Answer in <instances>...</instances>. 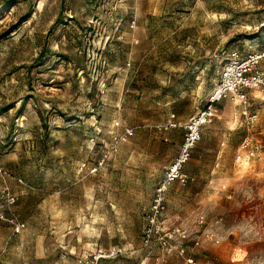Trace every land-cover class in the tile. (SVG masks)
Masks as SVG:
<instances>
[{
	"label": "rangeland",
	"instance_id": "374dc122",
	"mask_svg": "<svg viewBox=\"0 0 264 264\" xmlns=\"http://www.w3.org/2000/svg\"><path fill=\"white\" fill-rule=\"evenodd\" d=\"M263 42L264 0H0V187L16 195L8 216L26 224L16 233L0 220V264H150L143 212L184 124L229 50ZM239 110L217 105L186 164L194 179L168 194L201 263L255 246L264 106L253 125ZM173 113L180 125L166 129Z\"/></svg>",
	"mask_w": 264,
	"mask_h": 264
},
{
	"label": "built area",
	"instance_id": "2783aa9c",
	"mask_svg": "<svg viewBox=\"0 0 264 264\" xmlns=\"http://www.w3.org/2000/svg\"><path fill=\"white\" fill-rule=\"evenodd\" d=\"M264 42L256 48L240 50L232 48L227 54L225 63L222 66L220 79L213 87L206 102L198 109L185 124V133L178 153L166 166L163 176L157 181L150 197L147 210L143 212L144 224L141 232L143 251L155 258L156 264H168V257L177 255L184 259L185 264H199L196 256L186 244L189 234L185 228L178 224L169 222V202L168 190L170 186L179 181L183 185L189 182L192 177L185 170L186 164L192 156V152L197 143L202 139L203 128L212 121L215 116L217 104L232 96L241 105V115L248 125H253L258 119L257 110H251L249 90H258L264 96ZM174 115L167 121L165 127H177L179 124L173 120ZM161 128V126H159ZM133 130H127L119 137L127 140L133 135ZM249 142L245 140L241 147H247ZM254 152H250L253 156ZM242 155L238 154L236 160L240 161ZM1 170V168H0ZM23 182L22 178H18ZM16 201V195L8 186L0 187V220H7L12 223L13 230L20 233L26 227L24 221L8 216V208ZM205 218H199L202 226ZM215 242L218 238L207 235ZM200 240L194 242V246L199 245ZM126 249L115 247L110 251L101 250L96 259L116 257L124 254Z\"/></svg>",
	"mask_w": 264,
	"mask_h": 264
},
{
	"label": "crops",
	"instance_id": "0c3cea01",
	"mask_svg": "<svg viewBox=\"0 0 264 264\" xmlns=\"http://www.w3.org/2000/svg\"><path fill=\"white\" fill-rule=\"evenodd\" d=\"M250 48V47H249ZM263 64H264V62H263ZM253 91H257V94H252V92ZM248 95H249V98H250V108H251V110H257V112H258V117H259V113H260V109H261V107L262 106H264V96H263V93L262 92H260V91H258V90H249L248 91ZM227 100L228 101H232V99L231 98H225V99H223V100H221L217 105H219V104H221V102H224V101H226L227 102ZM238 105L240 106V110L239 111H241V105H240V103L238 102ZM226 107V106H225ZM224 107V108H225ZM223 108V109H224ZM222 109V111H221V113H224L225 114V111ZM216 110H217V106H216ZM224 111V112H223ZM220 112V111H219ZM230 114H231V112H230ZM174 115V118H173V120L174 121H176L178 124H179V122H178V120H177V118H176V116H175V114L173 113V114H171V116L168 118V120L169 119H171V117ZM240 115H241V112H240ZM217 116V113L215 112V116L214 117H216ZM241 117H242V123H241V125H243V123L245 122V118L241 115ZM214 119V118H213ZM212 119V120H213ZM258 120V119H257ZM257 122V121H256ZM255 122V123H256ZM246 123V122H245ZM254 123V124H255ZM180 125V124H179ZM246 125H248L247 123H246ZM178 127V126H177ZM166 129H174V128H176V127H165ZM204 129V128H203ZM202 135H203V130H202ZM183 141V140H182ZM182 143V142H181ZM181 145V144H180ZM197 146V145H196ZM260 146V145H259ZM256 148H258V146H256ZM179 149H180V146H179ZM179 149H178V151H179ZM178 153V152H177ZM175 157V156H174ZM173 157V158H174ZM252 157H250V159H251ZM256 159H257V157H256ZM255 159V160H256ZM173 159H171V161H172ZM170 161V162H171ZM262 161H263V156L261 155L258 159H257V161H255L258 165H260L261 163H262ZM169 162V163H170ZM168 163V164H169ZM168 164H166L165 166H164V168H163V174H164V170H165V168H166V166L168 165ZM185 170H186V167H185ZM261 172V171H260ZM263 173H264V171H263ZM163 174H162V176H163ZM190 175H191V177H192V179L191 180H193L194 179V176L191 174V173H189ZM161 176V177H162ZM160 177V178H161ZM159 178V179H160ZM158 179V180H159ZM176 182H179V181H176ZM175 183V182H174ZM173 183V184H174ZM173 184L170 186V188H169V190L171 189V187L173 186ZM169 190H168V194H169ZM257 190H258V193H259V195L261 196L260 197V200H258V202L256 203V205H255V208H256V210H255V224L257 225V234H256V236L254 237V242H255V246L253 247L252 245H251V243L250 242H241L242 244H240L239 246H240V248L243 250H246L245 251V253L242 251V252H238V253H235L234 255H233V259H231L230 258V261H229V258H227V260H226V264H264V186H260V187H258L257 188ZM153 192V191H152ZM152 194V193H151ZM150 197H151V195H150ZM168 202H169V195H168ZM170 209H171V207H170V202H169V211H168V214H169V222H170V224H175V223H173L172 221H171V216H170ZM143 224H144V220H143ZM142 227H143V225H142ZM245 228H247V225L245 224V226H244ZM24 230V229H23ZM141 232H142V230H141ZM187 244V243H186ZM188 245V247H189V249H193L192 250V253H195L194 252V249L196 248V246H194V245H189V244H187ZM144 255H146V257H147V260H150V264H156L155 263V258L154 257H152V256H150V255H147V253H145ZM195 255V254H194ZM143 257V256H142ZM141 257V258H142ZM170 257L171 256H169L168 257V264H170ZM198 260V259H197ZM198 262H199V264H211V263H201L199 260H198ZM184 264H185V262H184Z\"/></svg>",
	"mask_w": 264,
	"mask_h": 264
},
{
	"label": "bare ground",
	"instance_id": "6f19581e",
	"mask_svg": "<svg viewBox=\"0 0 264 264\" xmlns=\"http://www.w3.org/2000/svg\"><path fill=\"white\" fill-rule=\"evenodd\" d=\"M41 5H42V2H41ZM228 98H231L232 100H237L236 98H233L231 95L228 96Z\"/></svg>",
	"mask_w": 264,
	"mask_h": 264
}]
</instances>
